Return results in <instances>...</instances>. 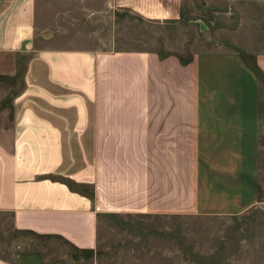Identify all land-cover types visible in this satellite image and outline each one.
Here are the masks:
<instances>
[{
	"label": "crops",
	"instance_id": "0c3cea01",
	"mask_svg": "<svg viewBox=\"0 0 264 264\" xmlns=\"http://www.w3.org/2000/svg\"><path fill=\"white\" fill-rule=\"evenodd\" d=\"M183 1L104 2L162 22ZM221 3L188 48L82 40L81 0H0V217L18 240L0 264H156L109 258L110 222L257 202L264 0Z\"/></svg>",
	"mask_w": 264,
	"mask_h": 264
},
{
	"label": "rangeland",
	"instance_id": "374dc122",
	"mask_svg": "<svg viewBox=\"0 0 264 264\" xmlns=\"http://www.w3.org/2000/svg\"><path fill=\"white\" fill-rule=\"evenodd\" d=\"M104 1L81 0L78 12L80 38H93L101 46L158 47L165 41L205 47L196 18L225 7L221 0H184L187 17L159 22L142 18L134 10L116 18V5ZM260 179L257 202L242 212L128 216L110 222L101 245L110 252L109 258L118 252L125 259L156 264H264V169ZM0 221V253L10 256L18 240L7 219L0 217Z\"/></svg>",
	"mask_w": 264,
	"mask_h": 264
},
{
	"label": "trees",
	"instance_id": "16d2710c",
	"mask_svg": "<svg viewBox=\"0 0 264 264\" xmlns=\"http://www.w3.org/2000/svg\"><path fill=\"white\" fill-rule=\"evenodd\" d=\"M252 67H253V69H254L259 75H262V73L260 72V70H259L257 67H255V66H253V65H252Z\"/></svg>",
	"mask_w": 264,
	"mask_h": 264
}]
</instances>
